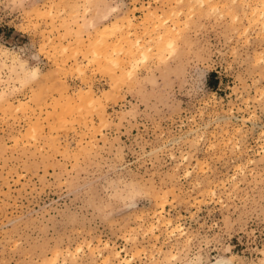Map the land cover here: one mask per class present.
Masks as SVG:
<instances>
[{
    "label": "rangeland",
    "instance_id": "obj_1",
    "mask_svg": "<svg viewBox=\"0 0 264 264\" xmlns=\"http://www.w3.org/2000/svg\"><path fill=\"white\" fill-rule=\"evenodd\" d=\"M260 1L0 0V264H264Z\"/></svg>",
    "mask_w": 264,
    "mask_h": 264
},
{
    "label": "bare ground",
    "instance_id": "obj_2",
    "mask_svg": "<svg viewBox=\"0 0 264 264\" xmlns=\"http://www.w3.org/2000/svg\"><path fill=\"white\" fill-rule=\"evenodd\" d=\"M260 2H261L260 4H262V6L261 5L260 6L264 9V2H262V0ZM254 7L253 8L256 9V6H254ZM256 12H257V9H256ZM261 12H262V9H261ZM261 12H260V14H261ZM150 14H153L152 17H156V19L158 18L157 20L159 21L158 22L159 24H163L164 23V21H163L164 18L163 19L162 18L159 19V17H157V15L155 14V11H150ZM262 14H264V12H262ZM133 24H134V22L132 21V18L129 17V16H125V17H122V18H119V19L115 18V19L111 20L109 26L106 27V28H108V30H106V31L105 30H100L98 32V34L100 36H99L98 42L95 43V45L97 47L90 50L91 54L94 56V54H97L100 50L101 51H103V50L106 51L107 48L111 44L114 43L112 40H110V37L114 36L118 29L120 30L123 27H125L126 29L124 31L122 30V33L120 34V36H118L120 38H119V41L117 40V43L121 41V42H124L125 46H127L126 47V52L125 51L124 52L125 53H130L132 55V58H131V62L132 63H130V65L132 64V66H133V64H135L136 62L144 60L146 58L147 53H148L150 48L147 45L143 44V42L140 43L139 40L136 37H135V39L131 38L130 29L132 28ZM135 36L138 37V35H135ZM163 37L164 36L161 35V34H158V36H157V38H159L160 41L164 40ZM114 38H115V36H114ZM85 40H87V41L91 40L90 34H88L86 39L82 38V37L78 38L77 39V44L83 46ZM167 40H168L167 42L169 44H171V38H169ZM117 43H115V45ZM124 44H122V46L120 45V47L121 48L124 47L123 46ZM113 46H112V48H114ZM83 48H84V46H83ZM108 56H109L107 58L108 60H111L115 64H118V61L112 59L110 57V55H108ZM131 68H133V67H131ZM10 69L15 72V78L21 84H23L25 81H27V80H29L31 78H37V77L40 76V71H39V69L37 67H27V66H25L23 61L20 60V58L15 64H13L10 67ZM3 93L4 92L0 91V96H2ZM96 101H97V99H95V94L94 93H92V92H82L81 90H78V93L76 95H68V94H66L64 97H59L57 99H54L51 103H52L53 110H56V107L59 106L61 108V110H65V108H66V109H71V111H73V110L76 109L75 107L78 104H81V106L85 107V108L88 107V106L93 107V105L95 106ZM24 104H25V101H18V103L16 104V108H14V109L15 110L19 109L20 111H24ZM67 111H69V110H67ZM114 253L116 255H118V251H115ZM208 264H232V263L229 260V258H227V257L217 256L213 260H210V262Z\"/></svg>",
    "mask_w": 264,
    "mask_h": 264
}]
</instances>
